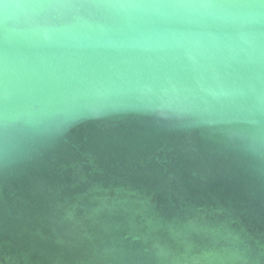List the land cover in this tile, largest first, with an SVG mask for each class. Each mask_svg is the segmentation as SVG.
I'll use <instances>...</instances> for the list:
<instances>
[{
	"label": "water",
	"instance_id": "water-1",
	"mask_svg": "<svg viewBox=\"0 0 264 264\" xmlns=\"http://www.w3.org/2000/svg\"><path fill=\"white\" fill-rule=\"evenodd\" d=\"M0 113V264H264V0H0Z\"/></svg>",
	"mask_w": 264,
	"mask_h": 264
},
{
	"label": "clouds",
	"instance_id": "clouds-1",
	"mask_svg": "<svg viewBox=\"0 0 264 264\" xmlns=\"http://www.w3.org/2000/svg\"><path fill=\"white\" fill-rule=\"evenodd\" d=\"M28 116L30 119H33V120L38 118L37 113L34 111H30L28 113ZM16 131L19 132L22 130H16ZM6 133L9 135L15 134V133H9L7 119L3 113H0V145H2V142L6 138ZM2 152H3V149L2 147H0V156H2Z\"/></svg>",
	"mask_w": 264,
	"mask_h": 264
}]
</instances>
